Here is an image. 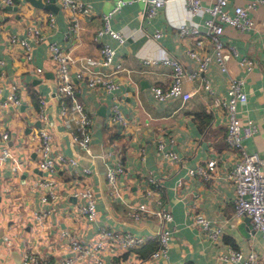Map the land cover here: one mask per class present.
Returning <instances> with one entry per match:
<instances>
[{"label":"crops","instance_id":"1","mask_svg":"<svg viewBox=\"0 0 264 264\" xmlns=\"http://www.w3.org/2000/svg\"><path fill=\"white\" fill-rule=\"evenodd\" d=\"M45 5H34L28 0H14L0 6V83L3 92L12 83L18 85V104L0 108V151L5 144L10 152L20 149L16 155L0 161V264H23L24 253L34 257L28 264H61L71 255L70 240L81 242L96 237L100 227L118 231L129 230L143 237V242L131 249L109 244L100 252L101 261L84 257L78 264H238L224 260L221 253L228 245L250 250L264 251V234L255 228L244 215H234L233 181L227 170L237 160L239 149L225 141L226 111L211 105L214 94L203 87L204 77L215 93H224L229 76H243L247 100L238 104L241 118L250 117L258 129L243 139L246 150H256L264 159V2L249 9L254 24L249 29H236L224 25L222 38L232 42L237 54L226 52V69L213 58L207 69L193 78L184 77L185 90L193 93L186 99L170 96L155 99L150 90L153 84L165 86L170 80V67L162 63H149L144 57L172 54L179 57L189 71L196 61L188 56L187 48L194 44V35L180 34L178 24L192 21L205 30L206 11L190 15L185 0H169L149 19L143 16V2L124 3L114 11L110 23L121 29L126 38L122 43L104 33L95 38L102 26L101 12L109 9L114 0H82L90 8L78 13L79 26L70 29L68 13L59 0H41ZM205 3L207 0H203ZM249 0H228L246 5ZM52 5V6H50ZM52 12V28L46 25V16ZM39 26L43 37H29L31 58L19 45L9 40L17 33L28 37L27 26ZM159 29L161 34L152 37ZM200 50L213 57V45L207 33L202 32ZM59 42L71 55L73 73L80 66L83 55H99L102 41L115 47L114 60L121 62L120 69L99 67L114 76L116 94L124 113L125 122L108 120L110 92L101 87H89L83 79L72 74L75 82L74 97L84 102L91 115L89 151L72 139L77 130L73 116V101L65 97L68 112L59 113V98L55 81V65L48 55V42ZM241 55L253 58L249 70L238 59ZM36 66L41 70L36 71ZM95 69V67L93 68ZM43 100V102L40 101ZM39 112L45 115L41 117ZM45 125L52 133V148L67 156H74L78 166L58 164L53 170L37 166L34 132ZM6 130L3 139L1 132ZM162 140L165 147L176 150L178 159L168 158L157 149ZM14 155H13V154ZM210 157H216L217 166L207 176L190 172V168L204 165ZM122 160L123 171L117 175L115 187L109 185L105 172L109 163ZM24 163L22 165L21 163ZM82 166L91 170L84 172ZM264 171V162L262 163ZM150 175L153 181L147 177ZM42 178L54 180L55 199L41 200L47 190L39 183ZM81 185H88L96 196V216L92 220L77 214L75 208L83 198L73 194ZM152 190V194L146 192ZM144 201L151 208L159 205L168 208L172 217L166 221L171 229L168 257L152 259L149 252L156 246V231L161 222L156 212H143L135 218L127 213L131 205ZM48 209L37 219L33 211ZM202 213L211 224L221 228L216 240L208 237L192 215ZM66 227L67 234L61 229Z\"/></svg>","mask_w":264,"mask_h":264},{"label":"built area","instance_id":"2","mask_svg":"<svg viewBox=\"0 0 264 264\" xmlns=\"http://www.w3.org/2000/svg\"><path fill=\"white\" fill-rule=\"evenodd\" d=\"M14 0H0V6L3 4H11ZM134 0H114L113 5L101 12L103 24L96 30L95 38H99L104 33L113 37L122 43L126 38V34L118 28H114L110 23V18L114 11L118 10L122 4ZM143 2V16L146 18L152 17L157 10L164 6L169 0H140ZM185 0L186 8L190 15H195L200 10H204L207 16L204 18L205 30L197 23L192 21H182L178 24V31L180 34L194 35V44L187 48L189 57L196 61V67L187 70L184 67L182 60L172 54H162L159 56L150 55L144 57V61L149 63H162L170 67V80L165 85L153 84L150 86L152 96L157 100H163L170 96H179L182 99L188 98L193 91L185 90L182 85L184 77L193 78L199 73H203L212 60L217 61L222 69H226L224 56L226 52L237 54V48L232 42H225L222 38L224 25L234 27L236 29H249L253 26L254 20L249 14V9L256 6L264 0H249L244 5L242 3H234L231 9H228V0ZM62 8L70 9L67 17L70 23V29L76 30L79 26L78 13H87L90 11L88 4L82 0H59ZM46 25L50 29L53 26V14L48 12L46 16ZM28 37L21 36L17 33L9 35L11 43L19 45L24 49L25 58H31V44L29 37L38 40L43 37L39 26H27ZM207 33L213 45V57L200 50L203 33ZM161 34L159 29H155L152 37H157ZM48 55L55 65V81L57 85V93L59 98V113L64 115L68 112V106L65 97H70L73 101V116L77 119V125L72 133V139L79 147L89 151L88 143L91 139V131L89 124L91 122V115L86 109L84 102L77 100L74 97L75 82L72 74L78 79H83L89 87H101L105 91L110 92L111 99L109 105L108 120L111 122H125L124 113L121 110L119 103V96L116 94L117 87L116 79L110 72L101 70L99 67H111L113 69H120L121 62L114 60L115 47L108 41H102L99 46V55H83L80 57V66L71 72L70 63L71 55L67 50H64L62 45L54 40L48 42ZM240 65L249 70L253 65V58L248 55H241L238 59ZM264 61V54H263ZM3 60L0 58V66ZM95 67V69H93ZM36 71H40L41 67L36 66ZM203 87L209 93L214 94L211 105L215 108H223L226 111V131L225 141L228 145L237 147L239 155L235 163L226 172L227 177L233 181L235 196L233 200L234 215L249 216L253 226L259 229L264 234V171L262 163L264 159L256 151H248L243 146V139L255 132L258 127L252 118H241L238 114V104L247 100L246 90L244 88L243 76H229L224 93L217 94L209 80L204 77ZM18 85L12 83L6 92H3V85L0 83V108L8 107L11 104H18L20 98L17 92ZM43 102L42 99H40ZM40 116L45 118V115L39 112ZM8 132L6 130L1 132V137L5 139ZM36 140V162L37 166L42 170L50 171L58 164L68 163L72 166H78V160L74 156H67L61 151H54L52 148V133L48 131L45 125L39 126L34 132ZM157 149L168 158L177 160L178 154L176 150L165 147L162 140L157 142ZM11 156L10 149L7 145H3L0 151V161L5 160ZM217 166L216 157H210L206 160L204 165H197L195 168H190V172L195 170L204 176H207L208 171H214ZM124 167L122 160L117 159L114 163H109L105 172L106 180L114 189L117 175L123 171ZM84 172H89L91 169L88 166H82ZM147 179L152 182L153 178L148 175ZM42 186L47 190L42 193L41 200L55 199L57 193L52 188L53 179L42 178L39 180ZM148 194H152L150 188H146ZM74 195L81 196L83 200L78 203L75 208L77 214H82L86 219L92 220L96 216V196L92 188L88 185L78 186L74 191ZM156 212L160 217V226L156 231V246L149 252V257L152 259L168 257L169 240L171 229L167 227L166 221L171 219V211L159 205L153 209L144 201H140L127 210V213L132 217H139L143 212ZM37 219L42 218L48 213V209H39L33 211ZM193 221L200 224L202 229L207 233L208 237L216 240L221 234V228L218 225L211 224L210 220L202 213H194L192 215ZM62 234H67L66 227L61 229ZM143 242V237L132 233L129 230L118 231L114 228L106 226L100 227L97 231L96 237L90 241L81 242L76 238L70 240L71 255L64 257L61 264H78L84 257H94L98 262L101 261L100 252L109 244H118L123 249H131ZM221 258L224 260H232L238 264H264V251L257 252L250 250L243 253L240 248L228 245L227 249L221 253ZM34 259L31 253H24L22 263L28 264ZM173 264H187L185 261H179Z\"/></svg>","mask_w":264,"mask_h":264},{"label":"water","instance_id":"3","mask_svg":"<svg viewBox=\"0 0 264 264\" xmlns=\"http://www.w3.org/2000/svg\"><path fill=\"white\" fill-rule=\"evenodd\" d=\"M28 1L34 5H39V6L45 5L41 0H28ZM50 6H52V5H50ZM244 217H245V219L246 218L249 219V216H247V215H244Z\"/></svg>","mask_w":264,"mask_h":264},{"label":"rangeland","instance_id":"4","mask_svg":"<svg viewBox=\"0 0 264 264\" xmlns=\"http://www.w3.org/2000/svg\"><path fill=\"white\" fill-rule=\"evenodd\" d=\"M11 152H13V153L16 155V157H17V161L19 160V156H18V155H20V157H23V156H22V153H21V151H20V149H19V150L16 149L15 151H11ZM13 153H12V154H13ZM14 154H13V155H14ZM21 164L24 165L23 162H22Z\"/></svg>","mask_w":264,"mask_h":264}]
</instances>
